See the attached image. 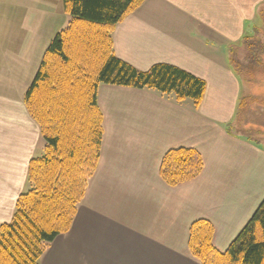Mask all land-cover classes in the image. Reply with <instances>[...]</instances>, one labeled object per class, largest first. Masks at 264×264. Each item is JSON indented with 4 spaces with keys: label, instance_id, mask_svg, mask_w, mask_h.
Returning <instances> with one entry per match:
<instances>
[{
    "label": "crops",
    "instance_id": "obj_1",
    "mask_svg": "<svg viewBox=\"0 0 264 264\" xmlns=\"http://www.w3.org/2000/svg\"><path fill=\"white\" fill-rule=\"evenodd\" d=\"M263 5L146 0L117 24V56L140 70L179 66L206 81L204 98L195 106L191 98L178 101L153 89L99 86L100 160L71 227L56 236L40 264H201L189 235L202 219L214 225V246L229 248L264 200V138L260 129L250 136L233 131L247 94L229 65L227 45L242 41ZM211 34L232 41L217 42ZM5 67L0 64V225L29 189L30 159L44 151L40 126L24 104L26 85L6 87L14 79ZM181 147L198 150L204 167L194 179L169 185L161 162Z\"/></svg>",
    "mask_w": 264,
    "mask_h": 264
},
{
    "label": "trees",
    "instance_id": "obj_2",
    "mask_svg": "<svg viewBox=\"0 0 264 264\" xmlns=\"http://www.w3.org/2000/svg\"><path fill=\"white\" fill-rule=\"evenodd\" d=\"M145 1L63 0L70 22L51 40L24 96L44 151L30 159L29 189L19 194L12 219L0 225V264H40L56 236L71 227L100 160L101 84L148 88L201 104L203 78L167 62L140 70L116 55L115 27ZM246 47L243 59L237 48L232 56L244 69L255 63L260 43ZM245 100L240 99V110ZM203 167L198 150L181 147L164 155L160 173L169 185H178ZM213 234L209 220L191 226L189 246L201 264H264V200L228 249L218 250Z\"/></svg>",
    "mask_w": 264,
    "mask_h": 264
},
{
    "label": "rangeland",
    "instance_id": "obj_3",
    "mask_svg": "<svg viewBox=\"0 0 264 264\" xmlns=\"http://www.w3.org/2000/svg\"><path fill=\"white\" fill-rule=\"evenodd\" d=\"M69 22L70 16L63 8V0H0V64L6 65V71L11 72L14 79V83L9 80L10 84L6 87L14 90L24 89L26 85V92L51 40ZM207 36L217 42L218 39L222 43L228 41L226 34ZM242 36L243 40L236 42L237 46L230 42L238 49L242 59L247 42H259L260 48L256 49L259 54H255V63L247 64L244 69L232 57L235 48L231 46L229 49L226 44L227 50L232 53L228 56L229 65L242 83L241 92L247 94L239 119L235 120L232 128L238 134L242 132L247 136L258 135L260 129L264 138V5L257 18L246 26ZM228 39L232 41V38Z\"/></svg>",
    "mask_w": 264,
    "mask_h": 264
}]
</instances>
